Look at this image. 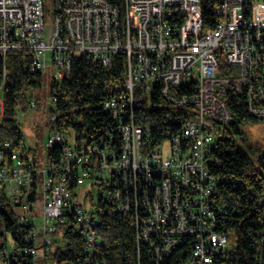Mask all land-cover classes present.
<instances>
[{"label":"built area","instance_id":"2783aa9c","mask_svg":"<svg viewBox=\"0 0 264 264\" xmlns=\"http://www.w3.org/2000/svg\"><path fill=\"white\" fill-rule=\"evenodd\" d=\"M45 2L0 0L2 91L10 50L24 51L25 66L41 73L36 89L47 87V78L52 106L54 83L70 74L76 56L109 67L124 52L126 76L103 102L110 121L88 140L78 131L52 127L42 164L23 133L0 138V189L20 224L18 239L0 233V264H56L51 257L62 238L55 235L66 222L87 240L86 264H105L97 257L94 203L87 206V190L78 192L88 182L97 198L131 212L138 244L148 246L154 264L185 238L194 243L181 264H218L236 238L218 228L226 210L213 204V195L226 177L208 164L220 162L212 149L233 118L230 90L243 96L251 115L264 118V0H53L48 34ZM205 6L211 23L205 21ZM157 86L173 105H190L167 150L163 143L153 145L135 120L136 105L146 104ZM37 102L30 91L18 108ZM58 146L62 151L55 156ZM251 190L264 202V186Z\"/></svg>","mask_w":264,"mask_h":264},{"label":"trees","instance_id":"16d2710c","mask_svg":"<svg viewBox=\"0 0 264 264\" xmlns=\"http://www.w3.org/2000/svg\"><path fill=\"white\" fill-rule=\"evenodd\" d=\"M204 17L206 22L213 20L208 6H205ZM26 56L24 51L10 50L5 57L8 73L3 90L0 138L22 135L16 118L18 105L25 104L30 90L38 87L41 80L40 72H31L25 66ZM3 62L0 53V77ZM126 70L124 52L117 54L109 67L84 55L76 56L70 74L54 83L57 104L51 106L56 115L53 127L64 133L78 131L86 140L92 138L110 121L103 102L118 91L116 86L124 80ZM228 105L232 108L233 118L220 129L212 149L220 162L208 166L212 172L226 177L216 183L213 204L226 210L218 216V228L233 231L236 241L220 256L218 264H264V202L258 201L251 190L264 186V149L241 136L242 125L259 118L247 111L243 96L233 90L228 93ZM189 106L173 105L157 86L150 103L136 105L135 120L148 130L153 145L164 143L180 131V121L187 115ZM61 151L62 147L58 146L53 154L58 156ZM77 170L75 167L73 173ZM72 186H76L75 177ZM93 206L91 212L96 220L95 232L100 249L98 258L105 264H154L148 246L142 242L138 244L131 212H124L117 202L101 197ZM74 227L70 222L58 227L62 230L64 245H58L53 251L51 258L56 264H86L88 243ZM19 229L15 209L6 192L0 189V233L10 232L18 239ZM193 243V238H185L178 248L163 257L160 264H181Z\"/></svg>","mask_w":264,"mask_h":264},{"label":"rangeland","instance_id":"374dc122","mask_svg":"<svg viewBox=\"0 0 264 264\" xmlns=\"http://www.w3.org/2000/svg\"><path fill=\"white\" fill-rule=\"evenodd\" d=\"M53 0H46L45 2V33L48 34L51 18L53 16L52 10ZM47 87L33 88L31 89V94L35 95L38 102L35 107H26L24 110H19L16 118L17 122L21 127L22 133L26 145L32 148L33 152L36 154L39 163L42 164L44 156L48 153V148L45 146L48 140L51 129L53 127V121L49 118L53 115L51 109V94L49 81L46 78ZM3 98V91L0 89V99ZM148 103H150V96L148 97ZM2 117L0 118L1 121ZM241 134L245 137L248 142L264 149V118H259L257 120H249L244 125H242ZM67 140L69 143L72 142L73 138L68 134ZM170 141H165L163 143L165 150L168 149ZM242 145H244L242 143ZM90 182L79 186L78 192L80 195L86 190V202L88 207H92L93 203L97 200V195L94 192L88 191ZM85 195V194H84ZM36 222L41 220L40 216L35 218ZM57 240L61 239L60 231L55 235ZM59 245H64V241H59Z\"/></svg>","mask_w":264,"mask_h":264}]
</instances>
